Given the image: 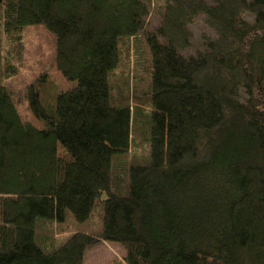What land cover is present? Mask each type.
I'll return each instance as SVG.
<instances>
[{
    "label": "trees",
    "instance_id": "obj_1",
    "mask_svg": "<svg viewBox=\"0 0 264 264\" xmlns=\"http://www.w3.org/2000/svg\"><path fill=\"white\" fill-rule=\"evenodd\" d=\"M37 25L72 90L7 84ZM69 213L123 264H264V0H0V264H84Z\"/></svg>",
    "mask_w": 264,
    "mask_h": 264
},
{
    "label": "rangeland",
    "instance_id": "obj_2",
    "mask_svg": "<svg viewBox=\"0 0 264 264\" xmlns=\"http://www.w3.org/2000/svg\"><path fill=\"white\" fill-rule=\"evenodd\" d=\"M159 23V17L154 13L148 19V28L153 30ZM194 48L195 51L201 45V35L203 32L211 34L201 21H198L193 27ZM57 38L44 25L30 26L24 32V58L19 77L7 81L8 85L22 87L27 83L35 82L47 77L53 85L49 84V89L55 92V95L72 90L76 83L66 79L55 65ZM132 81L134 79L132 78ZM23 109V108H22ZM173 111V110H172ZM171 111V112H172ZM29 120L35 125H39V120L33 114L23 111ZM186 123L187 120L184 119ZM49 233V239L52 242L50 248L55 249L61 246L66 240L77 232H82L92 237V243L86 250L84 264H123L125 248L117 243L105 242L100 237L102 230V221L98 213L85 223H79L74 216L69 213L66 222ZM47 234V232H44ZM42 240L48 244L49 240L45 237ZM45 244L43 245V247Z\"/></svg>",
    "mask_w": 264,
    "mask_h": 264
}]
</instances>
